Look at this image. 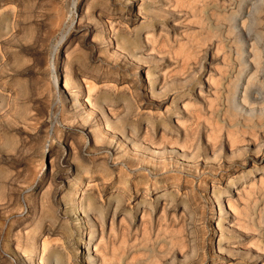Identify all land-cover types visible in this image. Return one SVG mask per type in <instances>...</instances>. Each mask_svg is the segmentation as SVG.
<instances>
[{"label":"rangeland","instance_id":"rangeland-1","mask_svg":"<svg viewBox=\"0 0 264 264\" xmlns=\"http://www.w3.org/2000/svg\"><path fill=\"white\" fill-rule=\"evenodd\" d=\"M50 252L264 264V0H0V264Z\"/></svg>","mask_w":264,"mask_h":264},{"label":"bare ground","instance_id":"bare-ground-1","mask_svg":"<svg viewBox=\"0 0 264 264\" xmlns=\"http://www.w3.org/2000/svg\"><path fill=\"white\" fill-rule=\"evenodd\" d=\"M116 41L118 42L119 41V38H117L116 39ZM58 80L60 79L59 77L57 78ZM66 80H65V82H66V86H67V88H69V86H72V87H78V85L76 84V81L74 80V78L72 77V75H70V74H67L66 75V78H65ZM90 111V110H89ZM101 111L103 112V109H101ZM88 117L90 116V112H88ZM107 121V120H106ZM114 125V124H113ZM107 126H110V124H108V121H107ZM104 129H106V125H105V128ZM93 132V136H94V138L95 139H98V138H100V133H106L104 130H102V129H100V128H98V129H96V130H93L92 131ZM96 132H97V134H96ZM133 137H134V135H133ZM122 145V144H121ZM133 149L134 150H138L139 149V146H137V144H135V143H133ZM122 155H123V158H124V156H125V153H122ZM78 194V193H77ZM97 201L93 198V197H89V199H88V202H87V206H85L86 207V212H87V216H88V219L90 220V214H92L93 215V217L99 222V218L96 216V215H94L96 212H98V209H99V204L97 205V203H96ZM88 210V211H87ZM93 225H95V223H93ZM95 236H96V231L90 236V242H89V246H91L92 245V243L94 244L95 243ZM229 240V239H228ZM33 241H34V239H33ZM221 241L223 242H225L226 241V237H222L221 238ZM220 241V242H221ZM230 242V241H229ZM182 245V244H181ZM95 246H96V251H95V253L97 254V256H98V253L100 254V252L101 251H103L102 253L103 254H108L109 252L108 251H104L105 250V247L103 246V245H99L98 243L97 244H95ZM181 248V247H180ZM33 251L34 252H36V251H38V242L36 241V242H34L33 243ZM104 252H107V253H104ZM33 253V252H32ZM54 253V252H53ZM90 253V252H89ZM55 254V253H54ZM56 255V254H55ZM55 255H53L51 252L46 256V263L47 264H53V260L54 259H56L55 258ZM188 257L189 256H186L185 257V259H188ZM58 258V257H57ZM105 258V257H104ZM256 258V260H257V262L258 261H260L261 259L262 260H264V258H262L261 257V255L259 254L258 256H256L255 257ZM38 260H41V257H39V259ZM94 262H97V261H95L96 260V257H94ZM174 260V259H173ZM42 261V260H41ZM56 261V260H55ZM121 262H124L123 260L121 261ZM42 263H45V261L43 262L42 261ZM98 264H107V260L106 259H103L102 258V262H100V261H98L97 262ZM56 264H57V262H56Z\"/></svg>","mask_w":264,"mask_h":264}]
</instances>
